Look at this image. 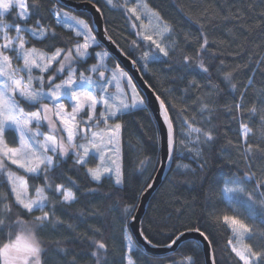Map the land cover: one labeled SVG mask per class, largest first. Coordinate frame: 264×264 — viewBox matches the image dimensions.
Wrapping results in <instances>:
<instances>
[{
	"label": "snow or ice",
	"instance_id": "1",
	"mask_svg": "<svg viewBox=\"0 0 264 264\" xmlns=\"http://www.w3.org/2000/svg\"><path fill=\"white\" fill-rule=\"evenodd\" d=\"M240 2L244 4L245 0ZM259 2L264 4V0ZM61 3L62 0H55V3L46 9L45 14L41 11L43 5L40 0H0V175L6 178L9 185L8 192L0 195V233L7 230L6 240H0V264H47L51 258L48 255L50 250L67 255L66 249L46 247L45 241L39 236V231L49 225H53L54 228L62 226L63 222L54 216L58 206H70L77 201L76 192L67 187L66 183H55L52 176L63 177L67 184L79 191L80 185L72 177L66 176L63 170V165L72 160L69 171L83 168L85 175L92 182L100 183L107 178L115 185L124 184L126 177L122 165L112 159L119 151L116 140L123 128L118 121L122 115L148 103L147 98L140 95L132 78L118 63L109 67L110 54L107 51H94L100 45L97 42V34H94L93 25L88 20L72 16L64 7H60ZM98 3L99 0L97 5H94L96 13L101 12ZM106 3L116 7L113 0H106ZM128 3L129 0H123L120 6L127 19L139 21L141 19L139 8L149 19L150 24L153 17L156 20V27L152 30L159 39H154L153 35L142 36L143 40L149 42L147 47L152 51H143L137 60L132 61L133 64L139 61L141 68L147 71L148 63L159 61L161 57L167 58L170 50H176L169 49L163 42V38L170 35L174 28L144 0H137L136 5L132 7H127ZM229 3L232 7L222 9L224 13L222 18L204 15L201 19L205 20L206 24L196 21L199 33L196 42L199 46L195 49V56L182 55L179 65L169 67L170 71L175 68L184 74L196 72L207 74L209 77L210 69H216L217 77L227 87L222 91L210 78L203 86L210 89V94L208 103H203L200 108V115L203 117L204 113L208 112L209 116L197 121L195 117L188 119L184 115H179L182 131L178 133L174 119L169 115V107L174 106L170 103L166 105L165 100L159 96L155 97L159 101V109L166 124L168 159L170 161L176 159L175 145L178 134L186 137L195 134L188 143L184 140H180L179 143L191 155L200 171H203L207 164L202 157L203 147L213 143L217 138L216 128L211 126L212 120L216 118L214 112L222 111L230 118V124L238 125L237 130L244 137V143L236 147L238 151L243 152L242 162H246L249 169L254 166V160L264 159V148L259 144L253 147L247 143L252 129L245 122V118L258 115L261 124L264 125V107L255 106H264V90L252 101L254 106L246 108L253 86V76L247 77V83H244L242 90L235 95L238 89L232 81L242 68L237 65L235 69L226 71L225 69L230 67L225 64L227 57L221 58L222 52L210 51L209 45L215 42L208 38L216 31H222L233 38L237 35L250 38L258 29L264 32V13L259 14V23L254 24L252 23L254 5L248 4L246 7L237 8L232 0H229ZM174 7L182 17L191 21V17L187 16L181 7L176 5ZM7 16L12 17V22H6ZM55 26L65 28L73 35L61 39L54 30ZM136 26L135 23L132 24L133 28ZM140 27L143 28L144 25L141 24ZM13 32L15 34L10 35ZM136 35L141 36L142 33L137 32ZM33 42L42 44L43 48L37 47ZM57 42L63 46H57ZM185 43H189L187 36ZM132 44L134 49L140 47L136 41ZM205 57H209L212 62L209 63ZM89 60L95 62L89 64ZM253 63L264 64V57ZM248 67L247 64L243 65V68ZM180 78L183 79V76ZM121 81L124 87H117L115 93L110 91L111 87ZM201 87L193 77L187 81L182 91L188 94L191 90ZM224 92L233 95L234 98L231 103L221 106L220 100ZM22 104L31 110H26ZM210 104L215 107H210ZM188 107L190 106H186L180 112H187ZM110 121L114 122L109 123ZM198 123L202 126L197 127ZM101 125L104 127L101 128ZM8 133L14 134L13 142L16 146L10 145ZM189 144L193 146L189 147ZM221 151H228V148ZM92 159H97L99 163L95 167H88ZM9 162L23 169L26 175L44 181L42 185L31 186L34 190L33 196L29 195L28 181L9 170ZM143 163L141 161V164ZM253 178L254 173L251 171L241 172L239 175L229 174L220 189L226 200L244 206L249 211L250 219L257 218L256 208L261 209L260 216L264 217V199L258 203L255 198L257 193L249 192L243 186ZM152 187V184L148 185V188ZM259 187L264 188V183ZM48 193H51V196ZM9 195L13 197L11 201ZM45 208H49V211H44ZM36 211L42 214L32 217L31 220L21 218V214L31 216ZM132 219L134 221L136 218ZM206 222L210 225L221 223L219 218L213 220L210 217ZM261 222L264 223V219ZM223 223L230 227L238 242L245 234L249 236L253 234V229L249 225L235 217L224 216ZM194 231L199 233L206 247L211 246L212 241L205 234L207 229L201 231V228H196ZM95 233L99 234V230H95ZM139 235L144 242L151 245L152 241L144 235L143 230L139 231ZM173 236L174 238L170 237L169 247L177 245L185 233L181 232L178 235L173 233ZM85 239L92 246L90 255L95 258V264H102L101 253L107 252V243L91 237ZM123 239L127 241L128 237L124 236ZM228 244L231 246V252L243 264H264V251H255L251 246L238 248L233 245L232 239H229ZM133 251L131 243H127L123 255L124 264H135L131 255ZM67 264H77V259L73 257ZM104 264L107 262L104 261ZM173 264H196V261L193 256H186L182 261H174Z\"/></svg>",
	"mask_w": 264,
	"mask_h": 264
},
{
	"label": "trees",
	"instance_id": "2",
	"mask_svg": "<svg viewBox=\"0 0 264 264\" xmlns=\"http://www.w3.org/2000/svg\"><path fill=\"white\" fill-rule=\"evenodd\" d=\"M92 1L97 4V0ZM145 1L152 9L160 13L165 22L173 26V40L170 49L175 48L176 50H170L167 58L161 57L159 61L148 63L147 71L141 68L139 61L137 63L145 80L162 100H165L166 105L170 103L174 106L169 107V115L173 117L179 133L182 131L178 119L179 115H184L188 119L195 117L197 121L209 116L208 112H205L203 117L200 115L202 104L208 103L210 89L203 86L208 83L209 78L222 91L227 86L217 77L215 68L210 69L211 76L209 77L207 74L196 72L184 74L175 68L170 71L169 67L179 65L182 61V55L195 56V49L199 46L196 42V38L199 36L196 21L199 20L200 23L206 24L207 22L201 19L204 15L222 18L224 14L222 9L230 8L232 4L229 3V0ZM232 2L237 8L246 7L248 4L254 5L252 23H259V14L264 13V4L260 3L259 0H245L244 4H241L240 0H232ZM40 3L43 5L41 11L47 14L46 9L55 3V0H40ZM122 3L123 0H113V5H116L113 7L108 5L106 0H99L98 6L103 13L104 24L110 37L127 55L137 60L143 51L150 48L131 28L126 13L120 9ZM174 5L181 7L186 15L191 17V21L182 17ZM60 7L64 6L60 5ZM74 13L91 23L89 13L84 11ZM6 21L12 22V17L7 16ZM217 23H220L219 19ZM54 30L61 39L73 35L72 32L59 26H55ZM185 36L189 40L187 44L185 43ZM208 38L215 42V44L209 45V50L222 52L221 58L227 57L225 64L230 67L225 69L226 71L235 69L237 65L242 68L239 75L232 81L238 89L235 95H238L239 90H242V85L247 83V77L253 76V86L246 103V108H252L254 106L252 101L264 90V64L253 63V61L264 57V32L258 29L250 38L239 35L233 38L225 35L222 31H216L212 32ZM133 41L140 45L138 49L133 48ZM33 43L37 47L43 48L42 44ZM98 44L100 46L94 51L105 49L102 44ZM57 46L62 47L63 45L57 42ZM205 59L209 63L212 62L209 57H205ZM94 62V60L88 61L89 64ZM116 62L115 58L110 55L108 63L113 66ZM216 63L218 64V61ZM246 64L249 67L243 68V65ZM181 76L183 79L180 78ZM193 77L202 87L185 94L182 90L185 89L187 81ZM233 98V95L224 92L220 105L231 103ZM23 106L27 110L29 109L26 105ZM186 106H190L187 112L181 113L180 110ZM209 106L215 107L211 104ZM255 106L264 107L262 105ZM213 115L216 118L212 120L211 126L216 128L217 138L213 143L203 147L202 157L207 162L206 167L200 171L191 155L179 143L180 140L188 143V140L194 138L195 134L192 137L178 134L175 145L176 159L173 160L169 174L153 195L142 220L141 229L144 235L157 245L171 243L170 237L174 238L173 233L178 235L190 229L201 228V231L207 229L205 234L212 241L211 247L216 264H243L231 252V246L228 244L229 239L233 238V233L230 227L223 223V217L230 215L231 211L220 189L229 174L239 175L241 172L251 171L254 173L253 180L243 186L247 191L257 193L255 198L259 203L260 200L264 199V188L259 187L261 183H264V159L254 160V166L249 169L246 162H242L244 159L243 152L238 151L236 147L244 143V137L237 130L238 125L230 124V118L222 111L214 112ZM119 122L123 125L121 141L122 168L126 177L124 184L115 185L111 179L107 178L100 183L92 182L85 175L83 168L77 171H69L72 160H68L63 165V170L66 176L72 177L80 185L79 191L67 184L63 177L52 176L55 183H66L67 187L75 191L77 201L70 206L61 205L55 209L54 216L63 222L62 226L54 228L53 225H49L39 231V236L45 241L46 247L67 250V255H60L50 250L48 255L51 258L47 264H67V261L73 257L77 259V264H95V258L90 255L92 246L85 239L86 237L107 243V252L101 253L102 264L104 261L107 264H124L123 255L127 243L123 239L124 236L131 237L134 241V251L131 255L135 264H173L174 261H182L186 256H193L196 264H205L203 250L194 240L184 241L177 251L166 255L148 253L134 240L128 223L138 206L141 193L150 183L159 164V135L154 117L146 105L122 115ZM245 122L252 129L247 143L252 144L253 147L259 144L260 147L264 148V125L261 124L259 116L245 118ZM196 126L201 127L202 125L198 123ZM8 137L10 143L15 145L13 142L14 134L8 133ZM188 146L192 147L193 145L189 144ZM223 148H228V151H221ZM141 161L144 163L141 164ZM184 165L189 167L185 168ZM9 170L28 181L31 194H34L32 185L44 183L42 179L26 175L23 169L11 165L10 162ZM8 189L9 185L6 183V178L0 175V195L7 193ZM93 189L95 191H90ZM48 194L51 196V193ZM12 199L13 197L9 195V201ZM232 202L242 209L247 225L253 229V234L247 235V244L255 251H264V223L261 222L264 217L260 216L261 209L256 208L257 218L250 219L249 211L244 206L235 201ZM44 211H49V208H45ZM41 214L40 211L33 212L31 216L21 214V218L31 220L32 217ZM209 217L213 220L219 218L221 223L210 225L206 222ZM95 230H99V234H96ZM6 237L7 230L0 233V240H6Z\"/></svg>",
	"mask_w": 264,
	"mask_h": 264
},
{
	"label": "water",
	"instance_id": "3",
	"mask_svg": "<svg viewBox=\"0 0 264 264\" xmlns=\"http://www.w3.org/2000/svg\"><path fill=\"white\" fill-rule=\"evenodd\" d=\"M62 6L74 11L80 12L84 11L90 14L91 16V24L94 27V33L97 34V39L100 44H102L112 55L118 64H120L131 76L136 86L139 88L140 92L144 97L147 98L148 103L146 107H148L154 117V120L157 125L158 135H159V164L157 169L150 181L149 184H152V188L147 187L143 190L140 195L138 206L133 213L132 217L129 220V228L130 232L139 245L143 247V249L151 253L153 255H166L174 253L178 250L180 245L187 240H194L196 241L203 250L205 264H216L214 259V254L212 247H206L205 243L203 242L202 237L199 233L195 232L194 229L183 231L185 236L181 239V241L177 245H172L169 247V244L166 245H157L151 243V245L144 242L139 235V231L141 229L142 220L144 215L148 209L149 203L163 183L166 176L169 174L173 160L170 161L168 159V147H167V131H166V124L163 121L161 111L159 109V101L155 99L156 96H159L156 91L148 84L145 80L138 63L133 64L132 61L134 60L132 57L127 55L119 45L110 37L108 34L105 24H104V17L102 11L100 13H96L94 5H97L92 0H62ZM111 38L110 40L108 38ZM160 97V96H159ZM160 99H162L160 97ZM133 217L136 219L133 221Z\"/></svg>",
	"mask_w": 264,
	"mask_h": 264
},
{
	"label": "rangeland",
	"instance_id": "4",
	"mask_svg": "<svg viewBox=\"0 0 264 264\" xmlns=\"http://www.w3.org/2000/svg\"><path fill=\"white\" fill-rule=\"evenodd\" d=\"M136 2H137V0H129V3H128L127 7L135 6V5H136ZM144 2H146V1L144 0ZM148 6H149V5H148ZM149 7H150V6H149ZM150 8H151V7H150ZM66 11H68L72 16H76V17H79V18H81V19H85L84 17H81V16L75 14L73 11H69V10H66ZM138 11L141 12V19H140L139 21H135L134 19H133V20H130V19H129V22H130L131 28L135 31V33H137V32L142 33L141 36H138V37L141 38V39H142V36H143V35H153V38H154V39H159V37H158V36L153 32V30H152L154 27H156V20H155V18H154V17L152 18V20H151V24H150L149 19H148L147 17H145V16L142 14V10L138 8ZM85 20H87V19H85ZM6 22H8V21H6ZM133 23H135V24L137 25L135 28L132 27V24H133ZM141 24L144 25L143 28L140 27ZM14 34H15L14 32H13V33H10V35H14ZM94 34H95V33H94ZM142 40H143V39H142ZM172 40H173L172 33H171L170 35H166V36L163 38V42H164V44H165L166 46H168L169 49H170V47H171V45H172ZM144 41H145V40H144ZM97 42H98V39H97ZM145 42H146L147 45L149 44L148 41H145ZM98 43H99V42H98ZM95 51H96V52L107 51V52L109 53V51H108L106 48H105V49H96ZM146 51H152V49H147ZM109 54H110V53H109ZM108 64H109V63H108ZM116 64H117V62H116ZM119 65H120V64H119ZM109 67H112V66L109 64ZM120 67L124 70V72L127 73L128 76H130V75L128 74V72H127V71H126L121 65H120ZM130 77H131V76H130ZM132 81H133V79H132ZM57 82H59V81H57ZM133 83H134V81H133ZM117 87H124L123 82L121 81V82L118 83V85L111 87V88H110V91H112V92L115 93ZM136 87H137V86H136ZM137 90L139 91L140 95L143 96L142 93L140 92V90H139L138 87H137ZM44 102L46 103L47 101H44ZM21 106L24 107L23 105H21ZM143 106H144V105H143ZM26 110H27V109H26ZM28 110H31V109H28ZM113 122H114V121H110L109 123H113ZM118 122H119V121H118ZM103 127H104V126L101 125V128H103ZM44 131H47V129H44ZM7 139H8L9 142H10V139H9V137H8V134H7ZM81 142H83V141H81ZM10 145H11V146H16V145H12L11 143H10ZM116 145H117V147L119 148V151H118V152L112 157V159H115V160L117 161V163H119V164L122 165V141H121V132H120V133L118 134V136H117ZM97 163H99V161H98L97 159H92V160H90V162H89V164H88V167H95ZM10 171H11V170H10ZM16 175H17V176H20V175H18V174H16ZM21 177H22V176H21ZM29 195H30V196H33L34 194H31V193H30V190H29ZM227 202H228L229 210L231 211V214H230V215H227V216L235 217V218H237V219H239V220H242L245 224H247V223H246V219H245V214H244V212L242 211V209H240V208H239L236 204H234L233 202H229L228 200H227ZM247 235H248V234H245L244 237L242 238V240H240L239 242H238L237 239L233 236V238H232V240H233V245L237 246L238 248H240V247H242V246H249V245L247 244V241H246V239H247ZM127 243H131L132 247H134V241H133V239H132L131 237L128 238ZM127 243H126V244H127Z\"/></svg>",
	"mask_w": 264,
	"mask_h": 264
}]
</instances>
